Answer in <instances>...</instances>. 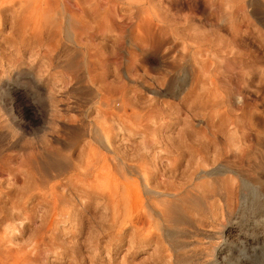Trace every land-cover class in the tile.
I'll list each match as a JSON object with an SVG mask.
<instances>
[{
	"label": "rangeland",
	"instance_id": "1",
	"mask_svg": "<svg viewBox=\"0 0 264 264\" xmlns=\"http://www.w3.org/2000/svg\"><path fill=\"white\" fill-rule=\"evenodd\" d=\"M181 139L264 144V0H0V264L206 256L220 214L179 251L140 175L188 178Z\"/></svg>",
	"mask_w": 264,
	"mask_h": 264
},
{
	"label": "bare ground",
	"instance_id": "2",
	"mask_svg": "<svg viewBox=\"0 0 264 264\" xmlns=\"http://www.w3.org/2000/svg\"><path fill=\"white\" fill-rule=\"evenodd\" d=\"M67 11L63 5L61 12L67 13ZM68 15L69 26L73 15L70 12ZM262 144L257 142L254 146L255 150L244 149L232 154V157H236L238 161L235 165L233 162L228 163V159H225L227 162L219 160L225 151L218 150V147L222 145L218 140L181 139L177 143L179 148L176 151L180 148H183L182 151L189 150L199 160L197 168L195 167V170L191 168L193 171H190L188 178L184 180L182 177L184 181L179 179L176 182L153 185L149 178L154 173L151 172L148 176L146 170L140 171L144 192L149 199V210L164 221V234L168 236L167 239L171 237L170 244L173 242L176 249L182 250L187 246L189 248L187 244L189 240L186 239L187 242L185 239L178 240L176 232L181 230L184 235L188 227L203 225L206 221L204 217L212 225L215 217L220 214L221 218L217 223L219 227L216 229L210 227L209 232L204 235L205 241L211 246L209 253L206 256L196 254L193 259L191 254V259L182 258V263L179 261L181 264H259L264 262V180L262 177L264 175V144ZM177 145L174 143L173 147L177 148ZM231 146L234 147V145ZM209 147L217 149L213 150L211 163L208 162ZM184 153L178 154L185 156ZM190 180L192 183L188 184ZM195 180L199 182H194ZM191 236L195 235L191 234ZM188 248V251L192 249ZM187 250L183 254H186ZM179 257H183L182 253Z\"/></svg>",
	"mask_w": 264,
	"mask_h": 264
}]
</instances>
